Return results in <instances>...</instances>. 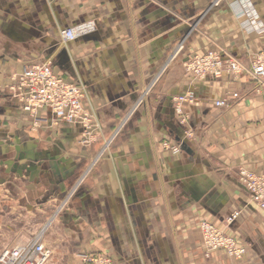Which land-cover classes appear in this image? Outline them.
Listing matches in <instances>:
<instances>
[{"label": "crops", "instance_id": "1", "mask_svg": "<svg viewBox=\"0 0 264 264\" xmlns=\"http://www.w3.org/2000/svg\"><path fill=\"white\" fill-rule=\"evenodd\" d=\"M212 1L0 0V226L18 224L8 242L45 228L47 264L84 255L264 264V212L238 175L264 176V89L246 73L264 48V0ZM89 23V34L62 42V30ZM208 50L244 72L199 80L184 71ZM35 62L84 87L88 135L79 124L34 125L9 98V76ZM184 94L193 102L177 115L173 98ZM201 222L244 247L242 259L206 256Z\"/></svg>", "mask_w": 264, "mask_h": 264}, {"label": "built area", "instance_id": "2", "mask_svg": "<svg viewBox=\"0 0 264 264\" xmlns=\"http://www.w3.org/2000/svg\"><path fill=\"white\" fill-rule=\"evenodd\" d=\"M220 1L213 0L211 7H217ZM91 29L90 23L75 25L62 30L60 37L63 43H69L89 34ZM185 71L199 80L207 77L219 78L222 75L236 79L244 72V69L235 58L222 57L216 52H208L189 59L186 62ZM246 73L258 90L264 89V48L254 55ZM7 94L19 105L21 111L32 119L34 125L48 121L54 124L58 122L79 124L84 128V135L89 133L91 118L81 104L85 97L84 87L69 83L55 75L51 65L47 62L26 64L18 72L11 74ZM231 96L233 99L238 98L237 93ZM187 97L191 98L190 95ZM187 97L180 98L179 102L188 100ZM214 105L224 107L227 105V99L218 100ZM42 111H48L50 118L41 116ZM174 111L180 112L179 105ZM87 140L85 138L84 143ZM238 175L239 182L249 194L253 205L264 212V176H257L245 170L239 171ZM237 216L238 213L233 214L228 222L232 223ZM44 230L45 228L32 235L25 243L3 249L0 254V264H47L50 252L43 242ZM198 230L206 256L216 250L223 251L227 257L235 260H241L244 256V247L236 245L231 237L211 224L201 222ZM81 260L83 264H113L110 259L103 256L84 255Z\"/></svg>", "mask_w": 264, "mask_h": 264}, {"label": "rangeland", "instance_id": "3", "mask_svg": "<svg viewBox=\"0 0 264 264\" xmlns=\"http://www.w3.org/2000/svg\"><path fill=\"white\" fill-rule=\"evenodd\" d=\"M218 7V6H217ZM175 51V50H174ZM178 51H180V49H178V50H176L175 52H173V54H172V56L170 57V60L169 61H172L174 58H175V56H177V54L179 53ZM208 52H216V53H218L217 51H212V50H208V51H204L202 54H199V55H192L191 57H189L185 62H184V71H185V66H186V62L189 60V59H191V58H193L194 56H201V55H205L206 53H208ZM219 54V53H218ZM168 64V63H167ZM167 64H165V65H163L162 67H161V69L158 71V73H157V75H156V77H155V79H154V81H153V83H151L150 84V86L152 87V86H155L156 84H157V82H158V80H159V78L161 77V75H162V73H163V71H165V69L167 68ZM24 66V65H23ZM22 66V67H23ZM22 67L20 68V70L22 69ZM18 72V71H17ZM186 72V71H185ZM16 73V72H15ZM187 73V72H186ZM193 76V75H192ZM195 78V77H194ZM195 79H197V78H195ZM9 84V83H8ZM8 86V85H7ZM7 86H6V91H7ZM151 87H150V89H151ZM146 91L144 90L143 92H142V96L140 97V102L141 101H144V99L146 98V93H145ZM189 94H184V95H178V96H176L175 98H173V108L175 109V107L176 106H178L179 105V108H180V112L179 113H181V109H182V105H184V104H190V103H192L193 102V98L191 97V98H188L187 96H188ZM182 97H187L188 98V100H186V101H184V102H179V99L180 98H182ZM13 101V100H12ZM14 103H16L15 101H14ZM17 104V103H16ZM18 105V104H17ZM19 106V105H18ZM21 109V108H20ZM175 113H176V111H175ZM179 113H177V115L179 114ZM25 114V113H24ZM27 115V114H26ZM28 116V115H27ZM29 117V116H28ZM32 120V119H31ZM16 229H18V224H16L14 227H12V226H10V225H6V226H0V254H1V252L3 251V249H5V247H7V246H12V247H14V246H16V245H19V244H22V243H25L26 241H28V239H30L31 238V236L29 237V238H27V240H25V241H22V242H15V243H11V242H8V237H10V235H15L16 234ZM42 229H44V228H42ZM42 229H40V230H42ZM40 230H37V232L35 233V234H37V233H39L40 232ZM35 234H33V235H35ZM44 236H45V230H44ZM44 236H43V239H44ZM14 245V246H13ZM7 248H9V247H7Z\"/></svg>", "mask_w": 264, "mask_h": 264}]
</instances>
